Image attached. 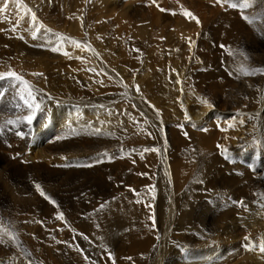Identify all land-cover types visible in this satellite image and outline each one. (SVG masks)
<instances>
[{
	"label": "bare ground",
	"instance_id": "6f19581e",
	"mask_svg": "<svg viewBox=\"0 0 264 264\" xmlns=\"http://www.w3.org/2000/svg\"><path fill=\"white\" fill-rule=\"evenodd\" d=\"M233 1L235 7L232 0H93L99 8L119 10L112 24L120 34L126 32L125 45L132 50L122 51L118 64L103 49L81 51L77 58L87 63L92 79L64 77L65 54L47 51L42 36L32 51L31 37H20L13 43L20 45L16 51L4 42L9 35L0 32V73L22 77L41 105L33 123L26 124L19 119L28 111L20 100L25 85L7 75L0 79V126L5 129L0 134V237L7 244L14 237L20 245L12 246L18 249L14 263L92 264L88 247L93 244L102 256L99 264H123L122 259L146 264L151 257L158 264L240 259L238 264H264L259 250L264 244V6L260 0ZM41 2L39 23L51 29L50 36L69 38L65 22L53 18L59 0ZM71 2L76 8L85 3ZM244 23L255 29L259 43L251 42V32L240 33L239 46L246 51H239L228 44L229 37ZM78 26H73L75 35ZM176 32L182 40H174ZM208 33L217 45L232 46L234 55L212 58L216 51H206ZM169 58L182 60L180 71L157 67ZM86 106L94 108L93 116L84 115ZM75 107L82 110L77 121L71 112ZM10 119L15 127L6 124ZM67 139L70 147L63 146ZM78 139L91 141V164H102L94 171L96 182L62 180L63 170L78 167L83 158L75 150ZM229 151L233 163L218 157ZM246 160L254 165L246 166ZM37 183L58 207L39 194ZM241 209L249 214H240ZM117 227L119 243L106 248ZM69 236L75 239L65 246ZM81 241H86L82 247ZM8 262L0 259V264Z\"/></svg>",
	"mask_w": 264,
	"mask_h": 264
},
{
	"label": "rangeland",
	"instance_id": "374dc122",
	"mask_svg": "<svg viewBox=\"0 0 264 264\" xmlns=\"http://www.w3.org/2000/svg\"><path fill=\"white\" fill-rule=\"evenodd\" d=\"M34 1L33 0H19V2L17 3V0H0V2H1L0 7H3V4L4 3H7L8 4L7 9L5 11H3L2 13H0V32L1 33H5L6 36L9 35V38H6V39L4 38L6 40L4 42H8L11 45H13L14 42L16 43V41L21 42L22 40L20 39V37H23L24 36L25 39H29L31 37L29 40L32 41L33 43L31 42V44H30L31 45V47H30L31 50L30 51L34 50V48H36V45H39V41L43 37L46 40L47 45H48L47 51H53L52 50L53 48H57L58 49L57 51H63L64 54L67 53V55H64L62 57L64 59V61L62 62L63 65H64V69H62L61 74H63L64 77H69V76L70 77H77V76L78 77H83V76L86 77V76H88L87 71H89V67L86 65L87 63L82 65V63H83L82 61L83 60H80V59L77 58L78 55L81 54L80 53L81 51H86L87 52V51H92V49H95L96 51H99V50L100 51H103L104 50L105 53H108V55L113 59V63L114 64H118V63H121L120 60H117V59H120V58H118V55L119 54H122V51H131L132 50V49H130L129 47H127L125 45V40H126V35H127L126 32L125 31H122L121 34H120V30L118 28H116V27H113V24H112L116 20L114 18L115 17L114 15L117 14L119 12V10L118 9H115V11H117V12H115V11L114 12L113 11L111 12L110 10H112V8L110 9L107 6H104V5H102L99 8V5L98 6H94L93 0H84V2H85L84 5H82V4L79 5V8L78 7L76 8L75 5L71 2V0H65V1L64 0H59L60 3L58 4V8L57 9L60 8L61 10L60 9L58 11L56 10L55 11V15H54L53 18L56 19L58 17L62 23L65 22V24L64 23L63 24L66 26L65 27V31H66V33H68L67 35H69V38L65 37V35H62V36L61 35L60 36L59 35L58 36L51 35L50 36L49 33L52 34L51 32H48L47 33L46 31L44 32V30L41 29V32L38 33L37 36H36V39H34L31 36L32 33H31V30H30L31 23H32L31 22V18L28 17V16H31V13L32 12H35L36 17L38 19V22H40V17H43V14H42L43 11H42V9L39 10V7L41 5L40 3H42L41 2L42 0L38 4H34ZM232 3L234 4L235 1L232 0ZM52 5H57V4L52 3ZM73 5H74V7H73ZM62 6H64V7H62ZM69 6H70V8H68ZM24 7H26V8H24ZM18 9H20V10L22 9V11H24V12L26 11V14L23 13L22 11L18 10ZM29 9L31 11H29ZM68 9H70V10H68ZM78 9H79V11H78ZM99 9H101V10H99ZM16 10H17V12L19 11V12L25 14V15H23V14L21 15V13H19V12L17 13ZM97 10H99V11H97ZM106 10H108L109 12L106 13ZM36 12H38V13H36ZM59 12L61 13V15H60ZM74 12H76V13H74ZM102 12H103V14H102ZM56 13H58V14H56ZM27 14H29V15H27ZM26 15H27L28 19H26ZM81 17H83V18H81ZM5 19H6V21H5ZM15 19H16V21H15ZM25 21H27V22H25ZM263 22H264V19L262 18L260 20V23H263ZM8 23H9V25H8ZM66 23H67V25H66ZM96 23H97V25H96ZM74 24H76V25H74ZM82 24H83V26L85 28L82 26ZM87 24H88V26H87ZM109 25H111V26H109ZM73 26H75V29L78 26V28H79L78 29V31H79L78 35H75L74 34V27ZM24 27H25V29H24ZM117 27H118V25H117ZM21 28H22V30H21ZM67 28L68 29L70 28L71 30L69 29L70 30L69 31ZM175 28H176V26H175ZM243 28H244L243 30H236L234 33L230 34L229 43L228 44H231L232 43L235 46H239V41L241 40L240 33H249V32L252 33L251 36H249L250 39L252 40L251 42H253L254 44L259 43V38L256 35V32L254 31L255 29L253 27L250 29V25L244 23ZM22 31H24V32H22ZM189 32H190V30H185V34H187ZM121 35H123V36H121ZM108 37H109V41L108 42H104V38H108ZM174 37H175L174 40L175 39L182 40V38H181V36L179 35L178 32L175 33ZM38 38H40V40ZM61 38H63L65 41H62L63 39H61ZM111 38H113V39H111ZM66 39H67V41H66ZM73 40L76 41L77 44H73L72 43ZM50 41H52V42H50ZM61 42H64V43L62 44ZM65 42H67V43H65ZM206 42H207V45H208V48L206 49V51H216L215 52L216 54H214V56L212 55V58H215L216 60L230 58V57H232L234 55L232 53V51H235V50L233 49L232 46L229 47L228 44H225L224 46H226V47L222 49L221 46H220V44L217 45L216 39L214 38V36H212L209 33L206 35ZM98 43H100L103 47L101 45L99 46ZM50 44H51V46H50ZM59 44H62V46L59 45ZM90 44L94 48L93 47L91 48V45ZM24 45L27 47V45L25 43H24ZM65 45H67V46H65ZM14 46L15 45H13V47ZM16 46L18 48L20 45L17 44ZM16 46L14 48L16 49V51H19V49H17ZM63 46L65 48H63ZM239 51H246V50L244 48H241L240 47V50ZM100 54L103 57V54L102 53H100ZM177 58H179V57H177ZM177 58H175V59L169 58V59L163 60L160 64H158L157 67L159 69H161V70L167 69L169 71V69L172 70V68H176L178 71H180V69H181V63H182L181 61L182 60H178ZM123 59H121V60H123ZM86 60H89V59H86ZM166 64H167V66H166ZM168 64L169 65L171 64V65L169 66ZM176 65L178 67H174ZM74 70H76V71H74ZM116 71H118V70L116 69ZM91 77H92V75L90 77L88 76L89 79H92ZM84 110H86L85 111L86 114H84V115H86V117L87 116H93L94 113H95L93 107L86 106V108H84ZM71 112L74 113L75 115H77V117H74L73 118V121H77L80 118V116H78V115L79 114H82L81 113L82 110H79L77 107H75L73 109V111H71ZM86 117H85V119L87 120ZM66 141L63 142V144H64L63 146L69 144L68 147H70V144L72 143L71 140H69V143H68V139ZM74 146L76 147L75 150L77 151V153H81L82 152L81 154H84L82 156L83 158L78 163L79 164L78 167H73V168H70L69 167V168H67L68 170H66V169L63 170V172H62L63 173V176L61 175L62 176V180L65 179L64 181H66V182H68V181L71 180V182H73L74 185H76V184H83L85 181L88 182V181H92V180H94L96 182V180H95L96 175L94 174V171L95 170H98L99 168L101 169L102 164L101 163H97V165L96 164L95 165H92L91 164L92 163V160H93L91 141L88 144H83L82 141H81V139H78V143H75ZM229 156H231V157L229 158ZM218 157L223 162L233 163V159L234 158L232 157V151H229L228 153H225V154H219ZM227 158H229V160H227ZM115 162H118V161H115ZM109 163L110 164H113V161H109ZM246 164H247L246 166H253L254 165V162L252 160H246ZM121 168H122V166H121ZM231 168H234V167H231ZM240 168L245 169V166L244 165H241ZM115 176H117V175H115ZM153 211H156V208H153ZM237 212H238V210H237ZM239 213L242 214V215L249 214V212L247 211V209H241L239 211ZM162 223H164V222H162ZM152 224H153V231H154L153 237H154L155 243L158 244V243H160V241L158 240L159 239L160 230L158 229V222H157L156 213H155V216L153 218ZM164 224H166V223H164ZM114 225L117 226L116 224H114ZM114 225H111L110 227H113ZM0 231H1V227H0ZM66 231H69V229H67ZM112 234H114V235H112ZM121 234L122 233H121V230H119V228H118V231L111 232L112 237L110 236L109 242H105V245L107 243V245L109 244L110 246L109 245L108 246L106 245V248H113L114 245L118 244L119 243V240H120ZM116 236H118V237H116ZM114 237H116L117 239L114 238ZM74 239H75V237L72 238L71 236H69L68 239L66 241H64L63 244L66 246V243L68 241L74 240ZM112 239L113 240L116 239L117 242H116V240H114V242H113ZM13 241L14 242H8V244L5 241L0 242V247H1L0 248V259L9 260L10 261V262H8L9 264H12V263L13 264H17V263H14L12 261V259L14 258V256H16V252H18L17 251L18 249H16L17 248L16 245H18V248L20 247V245L16 243V238L13 237ZM84 242H86V241H81L79 243V245L82 247L84 245ZM12 246L16 247L15 248L16 251H15L14 247H12ZM8 248H9V250L11 252L8 251ZM88 248L91 249L88 252L90 254L92 264H99L98 261L100 260V258L102 260V256L99 253V250L97 248H95V246H93V244H92V246L90 245V247H88ZM20 249H21V247H20ZM81 249L84 250L83 248H81ZM9 253H11L13 255V257L12 256L10 257L11 254L8 256ZM147 261L148 262H146V264H153L152 261H155V264H158V262H159V261L156 262V260L153 259V257H151ZM235 261H233V262H231L229 264H238V263L242 262L243 260L240 259L239 262L234 263ZM120 262L123 263V264H128V262L125 259H122ZM110 264H117V263L116 262H113V263H110Z\"/></svg>",
	"mask_w": 264,
	"mask_h": 264
},
{
	"label": "snow or ice",
	"instance_id": "6c2138e0",
	"mask_svg": "<svg viewBox=\"0 0 264 264\" xmlns=\"http://www.w3.org/2000/svg\"><path fill=\"white\" fill-rule=\"evenodd\" d=\"M19 2V0H17V3ZM153 2L155 3V0H153ZM217 3H220V4H223L224 0H216ZM229 3H231V0H228ZM260 3L262 6H264V0H260ZM232 7H235V4H232L231 5ZM248 5H246L245 7H247ZM8 7V4L7 3H4L3 4V7H0V12H3L7 9ZM161 11H165V9H160ZM29 11H31L29 9ZM175 14V13H173ZM185 15L187 16H190L192 17V19H195L197 24H199V20L198 18L192 16V14L190 12H186ZM243 19L245 20H248L249 18L247 16H243L242 17ZM31 27H30V30H31V33H32V36L33 38L35 39L37 34L41 32V29H45L46 32H51V29H46L45 26L42 24V23H39L38 22V19L36 17V14L35 12H32L31 13ZM63 39V38H61ZM73 44H77L76 41H72ZM226 46L224 45H221V48H225ZM53 51H57L58 49L57 48H53L52 49ZM65 55H67V53H65ZM241 55H244V53H241ZM246 58V57H245ZM262 71V74H264V70H261ZM5 75H7L8 77L12 78V80L15 82V81H19L20 83H23L25 85V88L21 90V94H20V100L23 101V104L24 106L27 108V114L26 115H23L21 116L19 119L22 120L23 122H26V124L28 125H31L33 123V119L34 117L37 115V112L40 110L41 108V105H40V102L37 100V98L35 97L31 87L28 85V82L23 80L22 77H20L19 75H17L15 72H9L7 74L5 73H0V79H4L5 78ZM137 91H139V87L137 86ZM204 103L207 104V101H204ZM208 107H212L211 104H207ZM157 115H159V113L157 112ZM6 124L8 125H11L13 127H15V123L13 120H8L6 121ZM5 131L4 127L3 126H0V134H3V132ZM99 130H97L98 132ZM17 135L23 137L24 136V133L21 132V131H17L16 132ZM155 149H145V151H154ZM106 155V154H105ZM35 188L36 190L39 192V194L44 197L46 200H49L53 205H55V201L51 200V198L49 196L46 195V193L42 190L41 188V185L40 184H35ZM134 191V190H133ZM241 206H245L243 205V202L242 201H237L235 202ZM58 207V205H55ZM246 207V206H245ZM58 219H63V215L60 214L58 217ZM5 235H8L7 233H5ZM82 235V234H81ZM86 238V237H85ZM245 240L246 241H249V244L248 246L249 247H252L253 245V242H251L249 240L248 237H245ZM0 242H3V239L2 237H0ZM77 250L81 252V255H83V250L82 249H79L78 246H77ZM259 250L261 252H264V244L260 245L259 246ZM86 261L89 259L87 256H84L83 257Z\"/></svg>",
	"mask_w": 264,
	"mask_h": 264
}]
</instances>
